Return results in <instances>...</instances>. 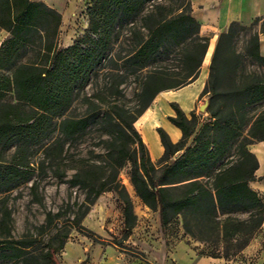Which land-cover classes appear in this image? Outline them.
Instances as JSON below:
<instances>
[{
	"label": "trees",
	"instance_id": "obj_1",
	"mask_svg": "<svg viewBox=\"0 0 264 264\" xmlns=\"http://www.w3.org/2000/svg\"><path fill=\"white\" fill-rule=\"evenodd\" d=\"M190 0H90L83 34L66 47L58 43L61 13L39 0H0V201L46 168L69 159L71 146L93 135L85 155L79 149L68 183L84 191L80 215L64 220L82 225L97 198L115 191L122 203L125 235L134 226L130 195L119 174L128 165L135 195L158 211L165 230L179 221L183 234L202 244L200 255L228 258L240 253L264 223V200L249 182L258 159L249 145L264 140V56L259 35L264 18L249 25L232 21L216 39L200 96L209 95L204 119L171 102L170 123L180 129L173 142L156 131L163 153L155 164L134 123L156 95L194 81L208 51L209 37L191 14ZM261 21L258 29L255 28ZM249 30L243 52L241 34ZM246 62L259 70L248 69ZM136 85L133 103L123 85ZM142 136V137H141ZM145 141V142H144ZM95 148L98 152H95ZM92 156V157H91ZM244 213L246 217H239ZM57 214L47 213L48 229ZM11 213L0 212V261L61 264L68 230L46 250L11 236ZM54 226H56L54 224ZM29 248V249H28Z\"/></svg>",
	"mask_w": 264,
	"mask_h": 264
},
{
	"label": "rangeland",
	"instance_id": "obj_2",
	"mask_svg": "<svg viewBox=\"0 0 264 264\" xmlns=\"http://www.w3.org/2000/svg\"><path fill=\"white\" fill-rule=\"evenodd\" d=\"M76 11L73 15L65 16V20L60 25L58 43L61 47L72 43L75 38L82 35L88 24L85 11ZM260 25L261 21L257 23L255 28L258 29ZM249 33V30L244 31L238 40L237 49L241 52L245 49ZM6 36V31L0 30V42ZM214 45L215 43H212L208 47L203 61L205 67L209 65ZM246 67L259 70L256 65H252L250 62H246ZM135 87L132 79L123 85L125 97L129 104L133 103ZM166 99H168L166 95L155 99L156 106H151V111H157L155 118L161 123L158 127H162L167 132L164 128L165 120H160V115L165 114L164 110L171 108V102H165ZM208 101L209 95L206 93L200 97V102L195 107L194 112L200 119H204L207 115V107L200 110V106L208 105ZM257 107L263 109L264 105ZM144 117V115L139 117L134 123L137 130ZM169 124L171 125L170 122ZM150 126L149 123L145 122L144 124L143 122L141 135L149 145L152 155L156 156L161 145L156 128ZM93 135L95 134L87 137L88 140L81 144L80 148L70 147L68 162H62L58 168H46V172L41 173L37 178L35 191L32 192V181H30L7 194L4 205L0 201V212L4 207H7L11 213V222L8 225L11 228L13 239L34 241V246L40 249L37 250V253H41V251L46 250V244L50 240L57 244L58 239L68 230V238L64 244L65 248L62 250L64 253L58 252L57 254L61 264L67 262L70 264H90V257L96 255L99 258L94 264H104L102 261L104 257H107L111 264H264V223L254 234L249 244L237 255L228 258L200 255L199 251L203 247L202 244L189 236H185L179 221H173L165 230L161 229L158 211L143 204L135 195L130 182L129 184L126 183L129 179L128 165L121 169L119 177L130 195L135 216V223L129 235H125L122 203L115 191H107L101 194L82 220V225L93 231L95 237H88L85 232L72 227L70 224L62 226L65 223L64 220L80 215L83 210L80 205L84 200V191L67 182L72 170H68L63 179H60L58 175H60L65 164L75 163L74 160L77 158L79 149H83V153L90 156L87 151L93 148ZM95 152H98L97 148H95ZM157 160L152 161L157 164ZM49 212L57 214L54 222L56 226L53 224L46 229L44 226ZM236 215L241 218L247 216L244 213H237ZM0 235H2L1 231ZM82 235L88 237L90 241V247L87 248V251L84 250L83 244L77 242ZM179 243L184 245L183 248L177 247ZM77 257L83 258L78 260ZM0 264L9 263L1 260Z\"/></svg>",
	"mask_w": 264,
	"mask_h": 264
},
{
	"label": "crops",
	"instance_id": "obj_3",
	"mask_svg": "<svg viewBox=\"0 0 264 264\" xmlns=\"http://www.w3.org/2000/svg\"><path fill=\"white\" fill-rule=\"evenodd\" d=\"M39 1H43L47 5L58 10L62 15L61 23H63V21L65 20V16L75 14L77 12L76 10L84 12L90 0ZM190 3L192 7L191 14L200 23V34L209 37V45H211L212 43L214 44L216 42L218 34L221 31L225 30L228 27L229 23L232 21H238L241 24L249 25L255 18H264V0H190ZM70 44L71 43L63 45V47L69 46ZM259 52L262 56H264V33H261L259 35ZM208 66L205 67L202 62L199 75L194 81L176 89H170L159 92L148 107V109H146L144 113L140 116L142 117L144 115L145 117L141 122V127L139 126V133L142 134L141 132L143 122L144 124L145 122L149 123V125H151V128H157L159 125H161L160 121L155 118V114L157 115V111H151V106L155 105V99H159L163 95L168 96V99H166L165 102L177 103L178 106L187 115L191 111H194L195 107L200 102V93L204 88L208 76ZM164 111L165 114L160 115V120H165L166 124L164 128L167 130L171 140L173 142H176L181 137V131L172 123L170 125L169 122H167V116L174 115V111L171 108H166V110ZM145 144L148 147L152 160H156L162 155L163 147L161 143L159 153L156 156L152 155L149 149V145L147 143ZM249 149L252 153L255 154L259 163L258 168L255 171L256 180L250 181L249 185L254 190H256L259 196L264 200V140L250 144ZM77 242L83 244V248L86 251L87 248L89 249L90 247V241L88 237L84 235L80 236ZM183 246L184 245L181 243L177 245V247L180 248H183ZM82 258L83 257H77L78 260H81ZM98 258L99 257H97V255L95 257H90V264H94V262H96V259ZM102 261L104 262V264H107V262L108 264H111V261H109L107 257H104ZM66 264L70 263L67 262Z\"/></svg>",
	"mask_w": 264,
	"mask_h": 264
},
{
	"label": "water",
	"instance_id": "obj_4",
	"mask_svg": "<svg viewBox=\"0 0 264 264\" xmlns=\"http://www.w3.org/2000/svg\"><path fill=\"white\" fill-rule=\"evenodd\" d=\"M207 107V104H203L200 106V110H204Z\"/></svg>",
	"mask_w": 264,
	"mask_h": 264
},
{
	"label": "bare ground",
	"instance_id": "obj_5",
	"mask_svg": "<svg viewBox=\"0 0 264 264\" xmlns=\"http://www.w3.org/2000/svg\"><path fill=\"white\" fill-rule=\"evenodd\" d=\"M126 183L129 184V181L127 180Z\"/></svg>",
	"mask_w": 264,
	"mask_h": 264
}]
</instances>
